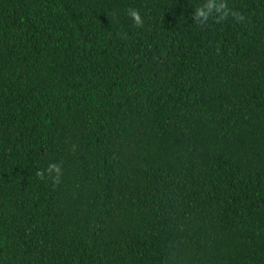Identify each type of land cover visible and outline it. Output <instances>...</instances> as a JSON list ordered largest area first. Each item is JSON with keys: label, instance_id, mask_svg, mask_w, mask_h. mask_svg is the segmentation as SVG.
Listing matches in <instances>:
<instances>
[{"label": "trees", "instance_id": "16d2710c", "mask_svg": "<svg viewBox=\"0 0 264 264\" xmlns=\"http://www.w3.org/2000/svg\"><path fill=\"white\" fill-rule=\"evenodd\" d=\"M203 2L0 0V264H264V0Z\"/></svg>", "mask_w": 264, "mask_h": 264}, {"label": "clouds", "instance_id": "9594fccd", "mask_svg": "<svg viewBox=\"0 0 264 264\" xmlns=\"http://www.w3.org/2000/svg\"><path fill=\"white\" fill-rule=\"evenodd\" d=\"M195 15L201 18L208 19L210 16H214L217 20L223 19L228 15H238L234 10L230 9L224 0H204L202 4L195 9ZM129 14L133 19L140 23V13L138 10L130 9ZM200 23V21H196Z\"/></svg>", "mask_w": 264, "mask_h": 264}]
</instances>
